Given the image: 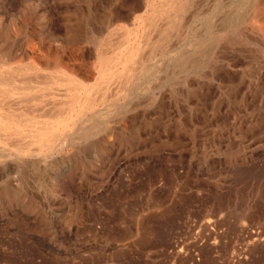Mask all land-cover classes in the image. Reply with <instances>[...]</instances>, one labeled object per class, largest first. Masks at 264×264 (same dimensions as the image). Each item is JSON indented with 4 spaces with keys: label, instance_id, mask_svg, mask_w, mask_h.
<instances>
[{
    "label": "rangeland",
    "instance_id": "1",
    "mask_svg": "<svg viewBox=\"0 0 264 264\" xmlns=\"http://www.w3.org/2000/svg\"><path fill=\"white\" fill-rule=\"evenodd\" d=\"M195 1L0 0V264H264V0Z\"/></svg>",
    "mask_w": 264,
    "mask_h": 264
},
{
    "label": "bare ground",
    "instance_id": "2",
    "mask_svg": "<svg viewBox=\"0 0 264 264\" xmlns=\"http://www.w3.org/2000/svg\"><path fill=\"white\" fill-rule=\"evenodd\" d=\"M147 1H148V0H147ZM152 1H153V0H152ZM190 1H191V0H190ZM196 1H198V0H196ZM196 1H195V2H196ZM242 1H243V0H242ZM157 2H158V1H157ZM244 2H247V0L244 1ZM153 3H154V2H153ZM171 3H172L173 6H172V5H170V6H172V8H173V12H172V14H171V15H172L171 21H169L170 23H169V22H168V23H169V26L173 27V26L176 25V24H175V23H176V21H175V20H176V19H175L176 16H178V15H179V12H181V11L184 9V5H185L187 2L184 3V0H171ZM242 3H243V2H242ZM154 4H155V3H154ZM167 4H168V3H167ZM167 4H166V6H168ZM188 4H189V3H188ZM195 4H196V3H195ZM247 4H248V3H247ZM148 5H151V4H148ZM233 5H234V4H233ZM166 6H165V7H166ZM230 6H231V5H230ZM230 6H229V7H230ZM248 6H249V8H250V5H248ZM252 6H253V5H252ZM252 6H251V7H252ZM146 7H147V5H146ZM148 7H149V6H148ZM186 7H187V6H186ZM192 7H193V6H192ZM192 7H191V8H192ZM217 7H218V6H217ZM229 7H228V8H229ZM162 8H163V7H162ZM162 8H161V9H162ZM218 8H219V7H218ZM228 8H226V9H228ZM257 8H258V7H257ZM147 9H148V8H147ZM165 9L168 10V7H166ZM169 9H170V8H169ZM185 9H188V8H185ZM222 9H223V8H222ZM241 9H242V8H241ZM247 9H248V8H247ZM156 10H157V9H156ZM237 10H238V9H237ZM242 10H243V9H242ZM187 11H188V10H187ZM216 11H217V10H216ZM244 11H245V10H244ZM156 12H157V11H156ZM168 12H169V11H168ZM237 12H238V11H237ZM164 13H165V12H164ZM164 13H163V14H164ZM190 13H191V11H190ZM190 13H189V15H190ZM231 13H232V12H231ZM238 13H239V12H238ZM180 14H182V13H180ZM209 14H210V13H209ZM235 14H236V13H235ZM166 15H167V13H166ZM168 15H169V14H168ZM214 15H215V14H214ZM218 15H219V13H218ZM225 15H226V14H225ZM230 15H231V14H230ZM241 15H242V14H241ZM158 16H159V15H157V17H158ZM187 16H188V15H187ZM205 16H206V15H205ZM239 16H240V15H239ZM189 17H190V16H189ZM206 17H207V16H206ZM216 17H217V16H216ZM219 17H221V16H219ZM236 17H237V15H236ZM159 18H161V17L159 16ZM185 18L188 19V17H185ZM228 18H229V17H228ZM228 18H227V19H228ZM233 18H234V16H233ZM237 18H238V17H237ZM239 18H240V17H239ZM166 19H167V17H166ZM189 19H190V18H189ZM189 19H188V20H189ZM150 20H151V19H150ZM164 20H165V19H164ZM231 20H232V19H231ZM240 20H241V19H240ZM207 21H208V20H207ZM229 21H230V20H229ZM229 21H228V22H229ZM158 22H159V21H158ZM162 22H163V21H162ZM162 22H161V23H162ZM204 22H205V20H204ZM204 22H203V23H204ZM217 22H218V21H217ZM219 22H220V21H219ZM232 22H233V20H232ZM239 22H240V21H239ZM239 22L237 21V23H239ZM185 24H186V23H185ZM207 24H208V23H207ZM225 24H226V23H225ZM179 25H180V24H179ZM218 25H219V24H218ZM226 25H227V24H226ZM237 25H238V24H237ZM151 26H152V24H151ZM156 26H157V25H156ZM156 26H155V27H156ZM163 26H165V25H163ZM204 26H205V25H204ZM235 26H236V24H235ZM182 27H183V26H182ZM206 27H207V26H206ZM210 27H212V26H210ZM213 27H214V25H213ZM156 28H157V27H156ZM208 28H209V27H208ZM152 29H153V28H152ZM152 29H151V30H152ZM212 30H213V29H212ZM174 33H175V32H174ZM73 34H74V33H73ZM75 34H76V33H75ZM152 34H153V32H152ZM176 34H177V32H176ZM210 35H211V34H210ZM76 36H77V35H75V37H76ZM155 36H156V35H155ZM151 37H152V36H151ZM179 37H182V36L180 35ZM90 38H91V37H90ZM140 38H141V37H140ZM153 38H154V37H153ZM174 38H175V37H174ZM72 39H73V38H72ZM76 39H77V38H76ZM96 39H97V38H96ZM101 39H102V38H101ZM133 39H134V38H133ZM149 39H151V38H149ZM162 39H163V38H162ZM152 40H153V39H152ZM195 40H196V39H195ZM197 40H198V39H197ZM73 41H75V39H74ZM77 41H78V40H77ZM91 41L93 42V40H91ZM161 41H162V40H161ZM139 42H140V41H139ZM182 42H183V41H182ZM182 42H181V43H182ZM188 42H189V41H188ZM76 43H78V42H76ZM132 43H133V41L131 42V45H132ZM146 43H147V42H146ZM156 43H157V42H156ZM159 43L162 44L161 42H159ZM181 43H179V45H180ZM184 43H185V42H184ZM191 43H192V41H191ZM201 43H202V42H201ZM133 44H134V43H133ZM187 44H188V43H187ZM7 45H9V44H7ZM99 45H100V44H99ZM127 45H128V44H127ZM149 45H150V44H149ZM3 46H4V44H3ZM5 46H6V45H5ZM139 46H140V45H139ZM185 46H187V45H185ZM200 46H201V45H200ZM6 47H9V46H6ZM137 47H138V44H137ZM144 47H145V46H144ZM183 47H184V46H183ZM3 48L5 49V47H3ZM14 48H15V47H14ZM14 48H13V49H14ZM124 48H125V46H124ZM158 48H159V47H158ZM189 48H190V47H189ZM197 48H199V47H197ZM197 48H196V49H197ZM13 49H12V50H13ZM104 49H105V48H104ZM127 49H128V48H127ZM127 49H126V50H127ZM129 49H130V48H129ZM180 49H181V48H180ZM201 49H202V48H201ZM0 50H2V49H0ZM5 50H6V49H5ZM10 50H11V49H10ZM10 50H8V51H10ZM12 50H11V51H12ZM17 50H18V49H17ZM139 50H140V49H139ZM177 50H178V49H177ZM46 51H47V50H46ZM97 51H98V50H97ZM120 51H121V50H120ZM134 51H135V50H133V51L131 52V49H130L128 52H129V53H130V52L133 53ZM182 51H183V48H182ZM191 51H192V50H191ZM5 52H7V51H5ZM12 52H14V51H12ZM12 52H10V54H11ZM49 52H50V51H49ZM124 52H125V51H124ZM189 52H190V51H189ZM198 52H200V51H198ZM14 53H15V52H14ZM119 53H121V52H119ZM138 53H139V51H138ZM138 53H137V54H138ZM174 53H175V52H174ZM187 53H188V51H187ZM193 53H194V52H192L191 54H193ZM176 54H177V53H176ZM6 55H7V54H6ZM6 55L3 54V55H1V56H5L6 58H7L8 56H10V57L13 56L12 54H11V55H8V56H6ZM15 55H16V54H15ZM22 55H24V54L22 53ZM51 55H52V54H51ZM96 55H97V54H96ZM189 55H190V54H189ZM130 56H131V55H130ZM174 56H175V55H174ZM174 56H173V57H174ZM184 56H185V55H184ZM184 56H183V57H184ZM191 56H192V55H191ZM20 57H21V56H20ZM48 57H49V56H48ZM53 57H54V56H53ZM126 57H127V56H126ZM131 57H132V56H131ZM189 57H190V56H189ZM2 58H3V57H2ZM6 58H3V59H6ZM12 58H13V57H12ZM14 58H15V57H14ZM21 58H22V57H21ZM26 58H27V57H26ZM26 58H25V59H26ZM181 58H182V57H181ZM194 58H195V56H194ZM7 59H8V58H7ZM53 59H55V58H53ZM11 60H12V59H11ZM17 60H18V59H17ZM51 60H52V58H51ZM139 60H140V59H139ZM182 60H183V59H182ZM184 60H185V59H184ZM184 60H183V61H184ZM2 61H3V60H2ZM129 61H131V60H129ZM133 61H135V60H133ZM141 61H142V60H141ZM190 61H191V60H190ZM7 62H9V61L7 60ZM25 62H26V61H25ZM63 62H64V61H63ZM131 62H132V61H131ZM131 62H130V63H131ZM175 62H176V61H175ZM3 63H4V62H3ZM3 63L1 62V64H3ZM26 63H27V62H26ZM44 63H45V62H44ZM60 63H61V61H60ZM136 63H137V61H136ZM173 63H174V62H173ZM1 64H0V65H1ZM16 64H17V63H16ZM16 64H15V65H16ZM21 64H22V63H21ZM33 64H34V63H33ZM126 64H129L128 61H126L125 65H123L125 69H127ZM141 64H142V63H141ZM185 64H186V63H185ZM6 65H7V64H6ZM6 65H5V66H6ZM10 65H12V64H10ZM44 65H45V64H44ZM60 65H62V64H60ZM1 66H4V65H1ZM7 66H8V65H7ZM13 66H14V64H13ZM13 66H11V67H13ZM17 66H18V65H17ZM63 66H64V65H63ZM120 66H121V64H120ZM123 66H122V67H123ZM184 66H185V65H184ZM9 67H10V66H9ZM49 67H50V66H49ZM143 67H144V65H143ZM149 67H150V66H149ZM149 67H148V68H149ZM175 67H176V65H175ZM180 67H181V66H180ZM1 68H3V67H1ZM19 68H20V65H19ZM33 68H34V67H33ZM38 68H39V67H38ZM105 68H106V67H105ZM105 68H104V69H105ZM186 68H187V67H186ZM191 68H192V67H191ZM11 69H12V68H11ZM61 69H63V68H61ZM115 69H116V68H115ZM125 69H124V70H125ZM184 69H185V67H184ZM189 69H190V67H189ZM0 70H1V69H0ZM39 70H40V69H39ZM52 70H53V69H52ZM67 70H68V69H67ZM132 70H133V69H132ZM138 70H139V69H138ZM146 70H147V69H146ZM146 70L144 71L145 73H146ZM75 71H76V70H75ZM135 71H137V70H135ZM141 71H142V70H141ZM141 71H140V74H141ZM185 71H186V70H184V73H185ZM19 72H21V71L19 70ZM38 72H39V71H38ZM47 72H48V71H47ZM64 72H65V71H64ZM110 72H111V71H110ZM144 72H142V73H144ZM148 72H149V71H148ZM186 72H188V71H186ZM79 73H80V72H79ZM120 73H121V72H120ZM122 73H123V72H122ZM145 73H144V75H145ZM105 74H107V73H105ZM132 74H133V73H132ZM149 74H150V73H149ZM47 75H48V74H47ZM49 75H50V74H49ZM63 75H64V73H63ZM65 75H66V74H65ZM77 75H78V74H77ZM99 75L102 76V75H104V74H99ZM127 75H128V74H127ZM127 75H126V76H127ZM146 75H147V74H146ZM13 76H14V75H13ZM107 76H108V75H107ZM139 76H140V75H139ZM148 76H149V75H148ZM38 77H39V76H38ZM72 77L74 78V77H76V76L73 75ZM104 77H105V76H104ZM133 77H134V76H133ZM135 77H136V76H135ZM1 79H2V81H3L4 83L9 84V86H8V90H13V89L15 88V87H13V85H14V82H12V79H13V78L11 79V77H5V78H1ZM43 79H44V78H43ZM101 79H103V77H102ZM120 79H121V78H120ZM120 79H119V80H120ZM123 79H124V78H123ZM123 79H122V80H123ZM23 80H24V79H23ZM23 80H21V81H22V88H24V89H26V90H31V89H33L34 87H37V86H38V84L32 83V82H31L30 80H28V79L25 80V81H23ZM46 80H47V79H46ZM137 80H138V79H136V81H137ZM50 81H51V80H50ZM75 81H76V80H75ZM82 81H83V80H82ZM134 81H135V80H134ZM136 81H135V82H136ZM3 82H2V83H3ZM109 82H110V81H109ZM44 83H45V82H44ZM90 83H91V82H90ZM56 84H57V83H56ZM132 84H133V83H132ZM139 84H140V83H139ZM142 84H143V83H142ZM87 85H88V84H87ZM89 85H90V84H89ZM93 85H94V84H93ZM128 85H129V84H128ZM100 86H101V85H100ZM126 86H127V85H126ZM126 86H125V87H126ZM20 87H21V86H20ZM40 87H41V86H40ZM84 87H85V86H84ZM68 88H69V87H68ZM78 88H79V87H78ZM81 88H82V87H81ZM69 89H70V88H69ZM84 89H85V88H84ZM93 89H94V88H93ZM85 90L87 91V89H85ZM91 90H92V89H91ZM91 90H90V91H91ZM21 91H22V90H21ZM71 91H72V90H71ZM75 91H76V90H75ZM86 91H85V92H86ZM10 92H11V91H10ZM63 92H65V90H63ZM98 92H99V91H98ZM11 93H12V92H11ZM46 93H47V92H46ZM75 93H78V92H75ZM87 93H88V92H87ZM126 93H127V92H126ZM126 93H125V94H126ZM23 94H24V93H23ZM64 94H65V93H64ZM78 94H80V93H78ZM83 94H84V93H83ZM36 95H37V94H36ZM72 95H74V94H72ZM75 95H76V94H75ZM84 95H85V94H84ZM104 96H105V95H104ZM21 97H22V96H21ZM82 97H83V95H82ZM95 97H96V95H95ZM4 98H5V97H4ZM32 98H33V97H31V99H32ZM34 98H36V97H34ZM62 98H63V97H62ZM74 98H75V97H74ZM80 98H81V97H80ZM89 98H90V97H89ZM65 99H66V98H65ZM75 99H76V98H75ZM75 99H74V101H76ZM6 100H7V99H6ZM79 100H80V99H79ZM79 100H77V102H76L77 104L79 103V102H78ZM93 100H94V99H93ZM101 100H102V99H101ZM20 101H22V100H20ZM33 101H34V100H33ZM39 101H40V100H39ZM61 101H62V100H61ZM85 101H87V100H85ZM94 101H95V100H94ZM99 101H100V100H99ZM9 102H10V101H9ZM25 102H26V101H25ZM29 102H31V101H29ZM63 102H64V101H63ZM66 102H67V100H66ZM82 102H83V101H82ZM10 103H12V102H10ZM36 103H37V101H36ZM45 103H46V102H45ZM87 103H88V102H87ZM30 104H31V103H30ZM91 104H92V103H91ZM0 105H2V104H0ZM3 105H4V104H3ZM34 105H35V103H34ZM5 106H6V105H5ZM12 106H13V105H12ZM20 106H21V105H20ZM26 106H27V105H26ZM75 106H76V105H75ZM7 107H8V106H7ZM7 107H6V108H7ZM13 108H14V107H13ZM57 108H58V107H57ZM79 108H80V107H79ZM18 109H19V108H18ZM40 109H41V108H40ZM68 109H69V108H68ZM5 110H6V109H5ZM7 110H8V109H7ZM10 110H11V109H10ZM13 110H15V109H13ZM37 110H38V109H37ZM72 110H73V108H72ZM19 111H20V109H19ZM24 111H25V110H24ZM29 111H30V110H29ZM42 111H43V110H42ZM44 111H45V110H44ZM44 111H43V112H44ZM50 111H51V110H50ZM50 111H49V112H50ZM70 111H71V110H70ZM78 111H79V110H78ZM80 111H81V109H80ZM84 111H86V110H84ZM84 111H83V112H84ZM47 112H48V111H47ZM66 112H67V111H66ZM25 113H26V112H25ZM51 113H52V112H51ZM73 113H74V112H73ZM86 113H87V112H86ZM88 113H89V112H88ZM47 114H48V113H47ZM52 114H53V113H52ZM54 114H56V112H55ZM66 114H67V113H66ZM89 114H90V113H89ZM91 114H92V113H91ZM33 115H34V114H33ZM40 115H41V114H40ZM44 115H46V114H44ZM44 115H43V116H44ZM46 116H47V115H46ZM48 116H49V115H48ZM81 116H83V113H82ZM94 116H95V114H94ZM7 117H8V116H7ZM7 117H6V116H2L1 118H2V120H3V118H7ZM36 117H37V116H36ZM56 117H57V116H56ZM85 117H86V116H85ZM1 118H0V120H1ZM80 118H82V117H80ZM51 119H52V117H51ZM55 119H56V118H55ZM71 119H72V118H71ZM73 119H74V118H73ZM83 119H84V117H83ZM95 119H96V118H95ZM60 120H61V119H60ZM63 120H64V119H63ZM69 120H70V119H69ZM79 120H80V119H79ZM3 121H4V120H3ZM28 121H29V120H28ZM55 121H57V120H55ZM81 121H82V120H81ZM1 122H2V121H1ZM16 122H17V121H16ZM24 122H25V121H24ZM67 122H69V121H67ZM71 122H72V121H71ZM77 122H78V121H77ZM86 122H87V121H86ZM6 123H7V122H6ZM6 123H5V124H6ZM57 123H58V122H57ZM61 123H63V122H60L59 124L61 125ZM72 123H73V122H72ZM79 123H80V121H79ZM83 123H85V122H83ZM83 123H81V124H83ZM7 124H8V123H7ZM59 124H58V125H59ZM64 124H65V122H64ZM76 124H77V123H76ZM10 125H11V123H10ZM30 125H31V124H30ZM37 125H38V124H37ZM39 125H40V124H39ZM52 125H54V124H52ZM66 125H67V124H66ZM31 126L33 127V125H31ZM73 126H74V125H73ZM6 127H7L6 125L0 123V129H5ZM21 127H22V126H21ZM29 127H30V126H29ZM44 127H45V126H44ZM57 127H58V126H57ZM65 127H66V126H65ZM18 128H19V127H18ZM26 128H27V127H26ZM67 128L69 129V127H67ZM67 128H66V129H67ZM74 128H76V127H74ZM74 128H73V129H74ZM19 129H20V128H19ZM19 129H17V130H19ZM24 129H25V128H24ZM50 129H51V128H50ZM50 129H48V131H47L46 133H40L41 131H40V132H36V131H38V130H36L35 132H32L30 135L33 136V137H35V136H37V137H41V138L43 137V139H44L45 137L48 136V134L50 135V133H49V130H50ZM57 129H58V128H57ZM76 129H77V128H76ZM83 129H84V128H83ZM52 130H53V134L56 133V132H59V131H60V130H59V131H56L55 128L52 129ZM54 130H55L56 132H54ZM78 130H80V128H79ZM84 130H87V129H84ZM10 131H11V130H10ZM71 131H72V129H71ZM71 131H70V132H71ZM74 131H75V130H74ZM4 132H6V131H4ZM4 132H3V133H4ZM61 132H62V131H61ZM67 132H68V130H67ZM67 132H66V133H67ZM83 132H84V131H83ZM83 132L81 131L79 134L81 135ZM47 133H48V134H47ZM51 133H52V132H51ZM62 133H63V132H62ZM71 133H72V132H71ZM53 134H52L51 136H54V135H55V134H54V135H53ZM60 134H61V133H60ZM85 134H87V133H85ZM85 134H84V137H85ZM88 134H89V133H88ZM5 135H6V134H5ZM30 135H29V136H30ZM62 135H63V134H61V136H62ZM65 135H67V134H65ZM75 135H76V134H75ZM77 135H78V133H77ZM9 136H10V135H9ZM57 136H58V134H57ZM70 136H71V135H70ZM81 136H82V135H81ZM81 136H80V137H81ZM1 137H2V136H1ZM67 137H68V136H67ZM72 137H73V136H72ZM72 137H71V138H72ZM30 138H32V137H30ZM55 138H56V137H55ZM63 138H64V137H63ZM32 139H33V138H32ZM58 139H59V138H58ZM68 139H69V138H68ZM72 139H73V138H72ZM74 139H75V138H74ZM41 140H42V139H41ZM59 140H60V142H61L62 140H63V142H64V139L61 140V138H60ZM75 140H76V139H75ZM24 141H25V140H24ZM24 141H23V142H24ZM35 141H36V139H35ZM42 141H43V140H42ZM46 141H47V140H46ZM51 141H52V140H51ZM53 141H54V140H53ZM67 141H68V140H67ZM31 142H32V141H31ZM49 142H50V139H49ZM58 142H59V141H58ZM71 142H72V141H71ZM73 142H74V141H73ZM73 142H72V143H73ZM21 143H22V142H21ZM21 143H20V144H21ZM28 143H29V142H28ZM34 143H35V142H34ZM37 143H38V142H37ZM39 143H41V142H39ZM43 143H44V142H43ZM45 143H46V142H45ZM66 143H67V142H66ZM69 143H70V141H69ZM13 144H14V146H15V143H13ZM13 144H12V145H13ZM49 144H50V143H49ZM49 144H48V145H49ZM54 144H55V143H54ZM54 144H52V145H54ZM56 144H57V143H56ZM61 144H62V143H61ZM61 144H60V146H61ZM16 145H17V144H16ZM23 145H24V143H23ZM35 145H36V144H35ZM38 145H39V144H38ZM40 145H41V144H40ZM45 145H46V144H45ZM48 145H47V146H48ZM50 145H51V144H50ZM52 145H51V146H52ZM17 146H19V145H17ZM24 146H25V145H24ZM33 146H34V145H33ZM42 146H44V144H43ZM47 146H45V147L48 149ZM51 146H49V147H51ZM62 146H64V145H62ZM15 147H16V146H15ZM21 147H23V146H21ZM34 147H35V146H34ZM34 147H33V148H34ZM52 147H53V146H52ZM24 148H25V147H24ZM39 148H40V146L38 147V149H39ZM41 148H42V147H41ZM41 148H40V149H41ZM22 149H23V148H22ZM26 149H27V148H26ZM40 149H39V150H40ZM42 149H44V147H43ZM42 149H41V150H42ZM52 149L55 151V148H52ZM23 150H24V149H23ZM31 150H32V149H31ZM31 150H30V151H31ZM35 150H36V149H35ZM39 150H37V152H38ZM49 150H50V149H49ZM49 150H48V151H49ZM24 151H25V150H24ZM26 151H27V150H26ZM26 151H25V152H26ZM28 152H29V150H28ZM41 152H42V151H41ZM49 152H51V151H49ZM20 153H23V152H20ZM32 153H34L33 150H32ZM44 153H45V152H44ZM25 154H27V152H26ZM42 154H43V153H42ZM42 154H41V155H42ZM46 154H47V153H46ZM48 154H49V153H48ZM51 154H52V152H51ZM22 155H24V153H23ZM37 155H38V154H37ZM41 155H39V156H41ZM25 156H26V155H25ZM28 156H29V155H28ZM45 156H46V155H45Z\"/></svg>",
    "mask_w": 264,
    "mask_h": 264
}]
</instances>
